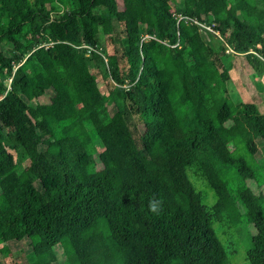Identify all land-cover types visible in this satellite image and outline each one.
Masks as SVG:
<instances>
[{
  "label": "trees",
  "instance_id": "obj_1",
  "mask_svg": "<svg viewBox=\"0 0 264 264\" xmlns=\"http://www.w3.org/2000/svg\"><path fill=\"white\" fill-rule=\"evenodd\" d=\"M175 2L0 0V242L17 247L12 264H57L58 251L65 264H228L214 226L226 235L239 209L254 230L246 260L264 264V117L233 98L205 37L263 77L264 0Z\"/></svg>",
  "mask_w": 264,
  "mask_h": 264
},
{
  "label": "rangeland",
  "instance_id": "obj_2",
  "mask_svg": "<svg viewBox=\"0 0 264 264\" xmlns=\"http://www.w3.org/2000/svg\"><path fill=\"white\" fill-rule=\"evenodd\" d=\"M186 0H176L175 8L182 9ZM243 18L246 17L244 12L240 13ZM211 24L217 26V24L226 26L225 22L221 18L218 23L214 21V16L210 18ZM220 34V33H218ZM206 39H209V45L222 54V60L226 67L230 69L231 80L228 83V89L233 93V98L239 99L243 102H254L259 106L260 111L262 112V117H264V76L257 75L254 69L249 65L246 56L237 55L236 53H229L225 55L223 53L222 45L218 39L213 38L211 35H206ZM221 37V35H220ZM257 75V76H256ZM99 92L104 95L105 90L101 80L97 79ZM235 95L237 97H235ZM96 96V95H95ZM122 128V127H121ZM120 136L122 141L125 143L128 141L129 137L123 129H120ZM258 160L262 159V154L259 152L256 156ZM22 163L25 160V157L20 154L17 158ZM24 164V163H23ZM21 168H18L19 172ZM191 180L198 190H201L206 197V203L211 205L215 201V196L211 189H209L203 182L198 180L195 176L189 173ZM243 210L239 209L240 224L237 227L228 229L226 235L223 233L219 234V225H215L214 229L217 232L220 241L222 242L225 252L228 256V264H250L246 260V252L249 249V239L254 234L253 228L245 222V219L242 215ZM7 248L0 242V264H12L14 257L17 254V247L12 243L6 245ZM57 264H65V257L58 251Z\"/></svg>",
  "mask_w": 264,
  "mask_h": 264
},
{
  "label": "built area",
  "instance_id": "obj_3",
  "mask_svg": "<svg viewBox=\"0 0 264 264\" xmlns=\"http://www.w3.org/2000/svg\"><path fill=\"white\" fill-rule=\"evenodd\" d=\"M182 19L185 20L189 24H195V25H197L200 28L201 31L207 30V31H210V32L214 33L217 37H219L221 39L220 34H218L219 32L214 31L212 29V27L207 26L206 24L201 23V22H199L197 20L189 19V18H186V17H179L178 21H180ZM225 52H226V54L234 53V51L230 47H228L227 45L225 47Z\"/></svg>",
  "mask_w": 264,
  "mask_h": 264
},
{
  "label": "clouds",
  "instance_id": "obj_4",
  "mask_svg": "<svg viewBox=\"0 0 264 264\" xmlns=\"http://www.w3.org/2000/svg\"><path fill=\"white\" fill-rule=\"evenodd\" d=\"M149 209L153 212L157 211L158 210V201L156 200H150L149 201Z\"/></svg>",
  "mask_w": 264,
  "mask_h": 264
}]
</instances>
